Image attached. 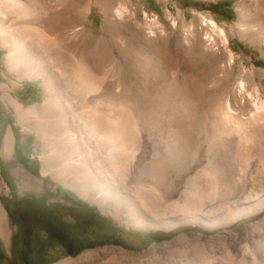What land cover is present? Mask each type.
<instances>
[{"label": "bare ground", "instance_id": "bare-ground-1", "mask_svg": "<svg viewBox=\"0 0 264 264\" xmlns=\"http://www.w3.org/2000/svg\"><path fill=\"white\" fill-rule=\"evenodd\" d=\"M82 1L0 0V47L6 49L0 100L21 130L33 132L36 145L42 146L40 176L51 174L125 227L200 224L214 232L179 235L141 253L158 252L162 258L125 259L120 257L127 254L123 251L116 263V257L106 256L118 248L107 246L56 264H264V67L231 65L226 41L209 34L190 43L187 51L194 56L189 58L195 59L188 72H180L175 56L164 54L155 38L148 49L127 46L115 53L132 76L125 83L109 80L104 75L113 65L105 35L126 18L127 0ZM91 6L103 16L99 34L87 24ZM208 24L217 28L211 18ZM236 31L264 57V0H247ZM216 33L219 36L222 29ZM205 41H213L215 47ZM52 75L64 87L77 81L76 92H53ZM37 78L42 80V100L24 105L14 95L17 86ZM87 93H95L98 115L89 110ZM75 103L77 113L71 109ZM111 111L120 125L122 144L116 156L125 172L115 166L100 172L93 190L78 173L85 169L76 142L81 135L70 132L63 121L73 123V116L83 120L86 115L89 121L97 115L109 126L104 114ZM13 142L8 127L0 140L3 158L11 157ZM11 174L20 192L44 187L40 177L21 168ZM3 185L0 173V192ZM258 213L257 221L231 228L241 217ZM11 231L0 199V237L5 245Z\"/></svg>", "mask_w": 264, "mask_h": 264}, {"label": "rangeland", "instance_id": "rangeland-1", "mask_svg": "<svg viewBox=\"0 0 264 264\" xmlns=\"http://www.w3.org/2000/svg\"><path fill=\"white\" fill-rule=\"evenodd\" d=\"M67 1L70 3L73 0ZM246 2L247 0H127L126 18L120 20L114 26L113 31L105 35V44L110 50V54L112 56L114 54V58L109 54V65H113V71H107L104 77H108L109 80L117 78L124 83L131 80V72H128V67L124 65L122 59L115 57V53L127 46H141L148 49L155 38L162 44L164 54L168 52L175 56L180 72H184V69L188 72L189 63L195 58H189L194 55H189L187 48L192 44L191 42L195 37L198 36L204 40V38H208L209 34L217 38L218 42H221L219 40L226 41L233 57L231 65L248 69L250 63H253L257 67H264V57L260 55L257 45L250 43L247 38H241L236 31L239 11ZM101 15V11L97 8L90 7L87 24L94 28L97 34L101 32L100 26L103 18ZM210 18L216 23L217 28H213L208 24ZM218 29H222V34H219V36L216 33ZM153 33L156 34V37L153 36ZM209 41L203 43L214 48L215 43ZM5 53L6 49L0 47V72ZM200 66L204 67V64L201 63ZM72 75L70 73V76ZM101 76L103 75L99 77ZM51 81L53 82V92H76L74 86L77 85V81H71V85L66 87L60 84L58 78L54 75L51 76ZM41 82V78L23 80L17 86L20 91L17 90L14 95L23 104L25 103L24 105L40 102L43 95ZM83 82L81 80L80 83ZM92 85L93 83H89L88 88L92 89L94 87ZM83 92H87V89ZM178 92L186 91L179 89ZM71 95H69L70 98ZM93 97H95V93H89L86 96L89 110L98 115L97 109L99 108H96ZM71 106L74 112L79 111L78 103ZM97 115L90 117L89 121L85 119L87 115L83 120L79 116H73V123L70 120L69 122L68 120L63 121L70 132L81 135V138H77L76 142L77 146L81 148L79 158L85 169L83 171L79 170L78 173L80 176L84 175L86 177L84 180L88 182L93 190L97 188L93 182L100 172H110L112 170L111 166H115L116 171L120 173L125 172L123 161L116 156L117 151L121 150L118 144H122L118 132L120 125L117 122V113L111 111L108 115L104 114L108 118L109 126H106L103 123V118H99ZM8 127L11 129L14 139L13 153L8 159L0 155V173L4 182L0 199L11 222L12 231L8 245H5L0 237V264H56L64 259L77 257L87 249L111 247L110 242L115 239L121 241L122 247L125 249L122 250L114 245L112 247H117L119 250L117 249L115 253L106 256L107 258L116 257L115 261L118 263L120 259L117 257L124 251L127 254L120 257L125 259L140 257L145 260L149 257L150 260L156 259L158 255L161 257V254L156 252L141 256V252L148 250L155 243L169 242L179 235L214 232V230H206L200 224H176L175 227L174 225H167L168 228L167 226L160 227L157 225L125 227V225L118 224L111 217L100 212L96 205L83 199L69 187L56 182L51 174H47L45 177L40 176L42 146L38 147L36 145L37 138L33 132H23L21 130V127L15 122L12 111L3 106L0 100V140ZM91 130H94V133ZM106 153L107 159L105 158ZM257 154L262 157L261 152ZM18 168H21L32 177H40L44 182V187L37 191L20 192L17 182L11 174L13 169ZM63 198H67V200ZM73 198L88 204L90 209L94 208L98 211L100 214L96 217H100L99 222L103 224L96 229L93 236H90L91 240L87 241L80 251L75 252L66 249V241L59 243V239L51 236L52 230L50 227L54 223L50 224L49 218L45 217H48L47 211L57 208L60 209L64 218L68 219L70 217L69 213H74ZM260 214L241 217L231 228L241 229L245 224L257 221L261 217ZM23 216L30 221V224L24 221ZM40 216L43 217L41 221L39 220ZM154 232H161L162 234H168V236L156 240L152 235ZM119 264L125 263L119 262Z\"/></svg>", "mask_w": 264, "mask_h": 264}, {"label": "flooded vegetation", "instance_id": "flooded-vegetation-1", "mask_svg": "<svg viewBox=\"0 0 264 264\" xmlns=\"http://www.w3.org/2000/svg\"><path fill=\"white\" fill-rule=\"evenodd\" d=\"M67 200V198H63ZM74 213H69V218H64L60 209L52 208L48 213L49 223H54L50 229L51 236L61 241H66L65 247L71 252L80 251L87 241L91 240L90 236L95 234L96 229L103 224L99 222V212L94 208L90 209L89 205L83 203L77 198H73ZM43 217L40 216L41 221ZM24 221L30 224V221L23 216ZM39 221V223H40ZM48 221V220H47ZM41 224V223H40ZM99 241V239H97ZM119 241V240H118ZM63 243V242H62ZM64 245V244H63Z\"/></svg>", "mask_w": 264, "mask_h": 264}, {"label": "trees", "instance_id": "trees-1", "mask_svg": "<svg viewBox=\"0 0 264 264\" xmlns=\"http://www.w3.org/2000/svg\"><path fill=\"white\" fill-rule=\"evenodd\" d=\"M216 7V6H215ZM21 164V162H20ZM153 237L157 240V239H163V238H166L168 236V234H162L161 232H154L152 233ZM111 244H118V245H121L123 246V244L121 243V241H118L117 239L115 240H112L110 242Z\"/></svg>", "mask_w": 264, "mask_h": 264}, {"label": "water", "instance_id": "water-1", "mask_svg": "<svg viewBox=\"0 0 264 264\" xmlns=\"http://www.w3.org/2000/svg\"><path fill=\"white\" fill-rule=\"evenodd\" d=\"M114 245L117 246L118 248L122 249V250L125 249V248L122 247L121 245H118V244H111V246H114ZM146 250H147V249H146ZM146 250L142 251L141 253L145 252Z\"/></svg>", "mask_w": 264, "mask_h": 264}]
</instances>
